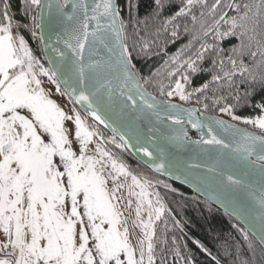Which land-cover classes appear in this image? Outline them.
Wrapping results in <instances>:
<instances>
[{"label":"snow or ice","instance_id":"1","mask_svg":"<svg viewBox=\"0 0 264 264\" xmlns=\"http://www.w3.org/2000/svg\"><path fill=\"white\" fill-rule=\"evenodd\" d=\"M155 3L159 8L164 6L162 0ZM68 5L69 0L62 4L59 0L55 4L53 0H22L23 15H31L32 36L37 35L35 29H40V39L44 40L45 8L49 26L62 29L57 44L62 42L64 49L46 45L55 56L48 57L50 66L45 68L24 35L19 34L22 25L10 11L12 0H0V264H154V223L164 211L159 193L149 192L151 182L141 181L104 147L103 137L87 123L89 116L111 127L113 133L117 132L113 126L117 121L135 126L147 123L152 125L148 131L153 132L160 131L155 125L168 120L170 134L166 138L180 146L187 133L179 113H186L187 123L193 128L207 129L192 143L218 150L209 157L212 163L203 166L210 174L207 178L216 181L226 195L243 191L264 222V187L257 193L244 179L250 171L264 178V115L242 118L233 114L232 104L219 107L221 113L236 121L243 119L260 132L253 134L214 116H207L204 121L194 119L196 108H180L170 100L157 99L143 87L151 82L150 78L141 76L133 62V49L139 46L144 51L149 47L148 41L136 32L139 39L131 47L127 44V25L118 19L121 14L114 0H100L91 8L87 0H72V14L65 20L63 9ZM197 5L203 11L200 18L191 16V29L184 27L191 36L185 48H193V42L200 47L182 61L179 57L184 49L171 57L178 66L167 76L180 73L181 79L175 80V87L168 86L167 91L162 82H157L160 96L177 95L187 102L194 94L207 100L206 93L211 92L213 104L220 105L226 97L216 93L225 87L232 89L237 74L241 82L250 78L264 88V0L236 4L181 0L179 10L155 32L166 30L168 24L191 13ZM133 6L129 0V7ZM225 8H234L236 15L228 16ZM33 9L38 11L33 14ZM53 9L59 18H53ZM206 17H211V21ZM222 22L228 25L225 31H221ZM144 23L147 26V21ZM176 27L173 25V37L177 36ZM209 34L214 40L235 37L239 43L225 58L221 55L223 49L216 44L201 42ZM209 49L216 57L211 60L210 80L186 91L185 86L192 83L190 74L209 71L197 63L205 60ZM40 77H47L55 85V94L68 96L74 105L79 104L84 115L75 107L66 112L52 98L54 93L42 86ZM196 103L201 104V99ZM256 107L264 109V103ZM203 108L207 111L208 103H203ZM98 136V140L94 139ZM119 139V144L115 136L110 142L117 148L130 146L124 134ZM139 151L153 156L146 147ZM155 167L159 171L164 164ZM188 167L202 165L192 162ZM238 167L243 169L242 174L234 170ZM152 195L156 196L155 204L150 199ZM125 210L128 216L124 215ZM136 228L141 234L133 244L132 232ZM244 235L247 238V233ZM261 241L264 242V235ZM249 250L251 257L245 258L238 249L234 264H256V249L249 244ZM259 255L264 264V247Z\"/></svg>","mask_w":264,"mask_h":264},{"label":"trees","instance_id":"2","mask_svg":"<svg viewBox=\"0 0 264 264\" xmlns=\"http://www.w3.org/2000/svg\"><path fill=\"white\" fill-rule=\"evenodd\" d=\"M206 2L211 4L214 0H206ZM223 2L236 4L246 2V0H223ZM12 3L13 8L11 11L14 13L15 21L22 25L23 30V25L29 24L32 33L31 15H23L22 0H12ZM131 3L134 6L130 8L129 0H118V7L121 14L120 18L127 25V44L131 47L134 41L139 39L135 34L136 32H139L140 36L148 41L149 47L144 51H140L139 46L133 49V62L136 64L137 70L141 76L150 78L151 82L144 84L146 88L162 100L177 101L186 106H199L202 111L208 114L228 118L239 125L260 133L252 125L245 124L243 119L236 121L232 119L231 115L219 111V107L223 106L224 103H229L233 105V114L242 118L255 119L264 114V109L256 107V105L264 103V88L259 83H252L250 78L247 82H241V77L237 74L232 89L225 87L221 92L216 93V95L226 97L220 105L213 104L211 92L206 93L209 96L207 100H204L200 94H194L187 102L181 101L177 95L169 98L159 94L156 86L157 82H162L167 91L169 90L168 86L174 88L175 80L181 79L180 73L173 77L167 76L168 71L178 66L172 63L171 57L184 49L183 54L179 57L182 61L187 59L189 55H193L195 50L200 47L199 43L193 42V48H185L191 36L184 31V27L187 25L191 29L193 27L191 16L195 15L200 18L203 9L197 5L192 8L191 13L177 17L175 21L167 25L166 30H161L157 34L155 29L179 10L181 0H162L163 8L157 7L155 0H131ZM36 11L38 10L33 9V14ZM224 11L228 16L236 15L234 8H225ZM206 19L209 22L211 21V17H206ZM145 21H147V26H145ZM173 25L177 26L176 37L171 35ZM196 27L198 28L199 25L197 24ZM227 28L228 25H223L221 31H225ZM35 31L37 32L35 37L31 34L33 50L41 56L42 48L39 32L38 29H35ZM201 42H206L209 45L216 44L218 48L223 49L221 55L226 58L231 55V48L238 44L239 40L235 37L214 40L212 34H209ZM137 52H140L139 56L136 55ZM193 58L195 57L193 56ZM213 58L216 57L211 49L205 52V60L197 63L200 67L209 71L196 75L189 73L192 83L185 86L186 91H191L193 87H198L202 82L210 80V72L213 69L211 60ZM166 61H168L167 65L165 64ZM225 64L227 65L226 59ZM157 69L160 71L153 77L152 74L157 72ZM181 71L183 72L184 69ZM237 96L239 99L235 98ZM198 98L201 99V104L196 103ZM203 103H208L209 108L207 111L204 110ZM195 137L197 136L195 135ZM135 163L136 165H133L134 170L139 167V173L145 179L160 187L158 193L160 202L164 206V211L154 226V264H217V262L219 264H234L238 249L242 257H251L249 244L256 249V264H261L259 255L261 246L235 219L187 188L153 174L137 160H135ZM244 233H247V238H245Z\"/></svg>","mask_w":264,"mask_h":264},{"label":"water","instance_id":"3","mask_svg":"<svg viewBox=\"0 0 264 264\" xmlns=\"http://www.w3.org/2000/svg\"><path fill=\"white\" fill-rule=\"evenodd\" d=\"M44 2L46 3L47 0H44ZM59 2L62 4L63 0H59ZM71 2L72 0H69V5L63 9L65 20L67 15L72 14ZM99 2L100 0H87L90 8L94 6L95 3ZM53 3L55 4L56 0H53ZM114 3L119 10L118 0H114ZM89 15H91V11L89 12ZM53 18H59L55 9H53ZM118 19L121 18L118 17ZM44 20V40L41 41L40 39V43L45 61L49 67L48 57H54L55 53L51 51L50 47H46V45H51L52 47L60 49H64V45L62 42L57 44V35H62V29L56 25L55 30H53V28L49 26V12L47 8L44 10ZM94 26L95 22L92 23V27ZM38 32L40 38L41 30L38 29ZM143 87L148 93H151L145 85H143ZM61 88L63 89L64 86L61 85ZM157 99L162 100L158 97ZM170 102L179 105L180 108H196L198 111L195 113V116L193 117L194 119L204 121L205 117L214 116L216 118L223 119L227 124L234 125L235 128L253 134H260L225 117L208 114L202 111L199 106H186L177 101ZM75 105L84 114V109L79 104ZM179 115L184 120L183 127L184 131L187 133L186 139L180 146L166 138V136L170 134L166 127V125L171 124V121L168 120H165L164 124L155 125V128H159L160 131L153 132L148 131V128L152 127V125L147 123L135 126L122 124L117 121L116 124L113 125L117 127V132L113 133L111 127H105L98 121L95 122L102 126L113 137L115 136L120 143V134H124L126 139L129 140L130 145L125 147V149L135 160L150 170L153 174L187 188L203 200L235 219L261 247H264V242L261 241V236L264 235V222L258 218V210L254 204L248 200L246 194L243 191H236L234 194L226 195L216 181L207 178L210 174L206 172V169L203 166L212 163L209 157L210 155H215L218 150L211 146L196 145L192 143L193 141L200 139L202 131L206 134L207 129L199 130L193 128L191 124L187 123L188 117L186 113H179ZM89 118L91 117L89 116ZM195 135L197 137H195ZM137 138L139 139V143H137ZM225 138L230 139L231 137L226 136ZM141 147L148 148V150L153 153V156H145L143 152L139 151ZM192 162L199 163L202 167H188V164ZM161 163L164 164V168L158 171L155 165H159ZM234 170L237 171L238 174H242L243 172V169L239 167ZM244 179L252 185V188L257 193H259L261 187H264V178H262L258 172L250 171V174L244 176Z\"/></svg>","mask_w":264,"mask_h":264},{"label":"flooded vegetation","instance_id":"4","mask_svg":"<svg viewBox=\"0 0 264 264\" xmlns=\"http://www.w3.org/2000/svg\"><path fill=\"white\" fill-rule=\"evenodd\" d=\"M10 11H11V9H10ZM19 34L24 35L26 41L28 42V46L33 51V54L40 61V63L43 64V66L45 68H47L48 65H47V63L45 61L43 52H42V55L40 56V55L36 54L34 52V50H33V45H32L33 44V40H32V37H31V28H30L29 24H28L27 28L24 27V30L21 27L19 29ZM40 79L43 82L42 86L45 87L46 90H50V91H52L54 93L52 98L55 99L57 101V103L60 104V106L66 112H68L73 107H75L78 111H80L79 108L70 101L68 96L55 94V85L54 84L50 85L49 81L47 80V77H40ZM61 91H63L62 88H61ZM81 115L83 116L84 114L81 112ZM87 123L91 126L92 129H95V130L98 131L99 136L103 137V139H104V147L108 151H110L115 157H117L120 161H122L125 165H127L128 169L131 171L132 174L137 175V177L141 181L145 180V178L139 173V170H138L139 167L136 169L137 171L134 170V168H133L134 166L133 165H136L135 159L129 154V152L125 148H117L115 144L110 142L111 139L113 138V136L111 134H109L102 126L97 124L93 119H91L89 117H87ZM99 136L98 137H94V139L98 140ZM119 143L120 142L116 139V144H119ZM90 147H92V146H90ZM131 158H132V160H131ZM151 184H152V187L149 188L148 191L152 192V193H158L160 187L157 184H155L154 182H151ZM151 198L156 201V196L155 195H152ZM0 239H3L2 234H0ZM0 255H2V253H0Z\"/></svg>","mask_w":264,"mask_h":264},{"label":"rangeland","instance_id":"5","mask_svg":"<svg viewBox=\"0 0 264 264\" xmlns=\"http://www.w3.org/2000/svg\"><path fill=\"white\" fill-rule=\"evenodd\" d=\"M49 84L50 85H53V84H51L50 82H49ZM227 117H229L227 114H225ZM264 115V114H263ZM228 119V118H227ZM73 131H74V127H73ZM124 180V177H120V181L122 182ZM111 183V182H110ZM128 183L130 184L131 183V178L130 177H128ZM136 191H139V189L137 188V189H135ZM124 193H125V195H126V193H127V188H125L124 189ZM150 199H152L151 197H150ZM152 201H153V203L155 204V200H153L152 199ZM121 203L123 204V201H121ZM156 206H159V205H156ZM134 207H135V198H133V209H134ZM128 211L127 210H125L124 211V215L125 216H128ZM132 216L134 217V211H133V213H132ZM143 216H144V218L145 219H147V214L146 213H143ZM158 221V220H157ZM157 221H155V223H154V226H155V224H156V222ZM129 224H130V226H131V221H129ZM141 233H140V229L139 228H136L133 232H132V242H133V244H135L136 243V236L137 235H140Z\"/></svg>","mask_w":264,"mask_h":264}]
</instances>
